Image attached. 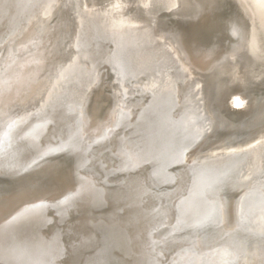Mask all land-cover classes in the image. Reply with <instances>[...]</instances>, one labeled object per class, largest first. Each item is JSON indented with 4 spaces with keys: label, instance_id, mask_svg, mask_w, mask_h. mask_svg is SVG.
Masks as SVG:
<instances>
[{
    "label": "rangeland",
    "instance_id": "1",
    "mask_svg": "<svg viewBox=\"0 0 264 264\" xmlns=\"http://www.w3.org/2000/svg\"><path fill=\"white\" fill-rule=\"evenodd\" d=\"M113 1L84 0L79 17L75 13V0H51L49 4L44 0H0V191L3 192L0 194V218L12 209L16 200L41 203L39 213L26 219L20 232L28 239L59 240L65 253L60 264H134L143 234L138 224L131 221L132 206L119 201V197L124 198L135 191L137 182L151 186L153 168L151 162L143 161L127 172L118 170L119 150L142 154L148 141L156 142L163 111L177 118L190 107L196 111V121L201 122L202 133L187 150L184 173L186 176L191 174L197 166L205 163L207 157L206 163L224 165L226 157L219 153L216 144H212V119L207 107L209 87L232 72L264 67V61L256 59L249 51L251 25L233 4L232 7L227 2L222 3L216 11L206 12L197 19V11L188 4L189 0H174L175 7H170V0ZM47 5L50 12L44 15ZM106 14L109 20L123 19L126 25L137 31L133 30L137 42L126 50L125 56L123 54V62L128 68L126 78L119 76L110 63L114 46L100 31V21ZM183 31L187 44L197 50L198 58L216 59L215 65L201 70L185 58L177 44V34ZM76 58L79 59V68L67 82V87L51 91L58 72ZM259 91L260 94L255 96L263 104L264 87ZM73 99L82 101L83 131L79 150L74 151L69 146L36 159L37 148L60 145L75 126V114L68 111ZM257 101L255 97L254 105L259 103ZM251 113L245 117L231 110L223 114L242 138L264 130V120L258 123ZM20 119L22 122L7 139L2 140L6 129ZM41 123L45 128L35 135L33 145L25 135ZM261 160L263 166L264 154ZM239 161L245 179L252 166L249 160ZM172 170L175 172L178 168ZM80 176L89 182V186L79 185L77 178ZM232 180L234 178H228L222 186L231 187ZM62 190L68 196L64 204L61 203ZM98 190L104 191V198L100 201L95 197ZM91 201L104 205L96 209L89 203ZM144 203H149L147 196ZM110 215L114 217H111L113 230L123 234L128 227L133 234L125 238L131 258L123 256L114 247L103 246L104 234L102 230H96V225L100 221L107 223ZM177 234L176 237L182 236V233ZM233 237L235 240L245 238L238 230L234 231ZM155 240L159 241L157 237ZM98 255L100 258L96 257Z\"/></svg>",
    "mask_w": 264,
    "mask_h": 264
},
{
    "label": "bare ground",
    "instance_id": "2",
    "mask_svg": "<svg viewBox=\"0 0 264 264\" xmlns=\"http://www.w3.org/2000/svg\"><path fill=\"white\" fill-rule=\"evenodd\" d=\"M50 1L51 0H47L46 2L49 4ZM83 1L84 0H75L74 2L75 13L79 17L81 15L80 10L81 6H83ZM170 1V7H175L174 5L176 2H174V0ZM189 1L188 4L190 3L193 5V8L197 11V19L206 12L216 11L218 6L222 3L227 2L235 5L251 25V37L248 44L249 51L256 57V59L264 61V45L261 41L263 39L262 36L264 37V0ZM113 2H115V0ZM107 7V10H109V6ZM111 8L113 9L112 6ZM84 9L86 8L84 7ZM84 9L82 8V10ZM44 10V15H48L50 7L47 5ZM191 14L193 13H190V15ZM107 15L108 14H106L100 21V31L114 46V53L111 57L110 63L117 74L123 78L128 73L127 64L123 62V54L136 41L137 34L135 36V33L133 32L136 28L132 29L129 25H126L123 19L122 21L109 20ZM127 21H129L128 18ZM174 40L176 39L174 38ZM186 41L184 31L177 34V44L188 61L192 62L201 70H208L213 63L215 65L216 59L213 61V59L209 57H204L203 59L198 58L199 54L195 47L188 45V42ZM148 44L150 43L148 42ZM92 46L93 45L90 47ZM153 48L154 47H152V49ZM149 50L151 51V48ZM78 60L77 58L74 59L71 64L62 68L58 72L50 88L51 91L67 87V82L77 73V68H79ZM193 60H195L197 64L194 63ZM146 63H148V61ZM159 64L160 63H158V65ZM263 87L264 67L258 69L248 67L245 71L232 72L223 79L212 82L209 87L210 93H208L207 107L209 108L208 115H210V118L212 119L211 130L214 138L212 144H216V147H218L217 149L220 151L219 153L226 157V162L222 166H220V162L206 163L207 157L205 163L197 166V169L194 171L192 170L191 174H187L186 176L184 173L183 166L186 164L183 165V163L186 161L185 157L187 150L195 143L202 133V124L201 122L197 123L196 111L192 110L190 107L183 115L177 118H174L170 113L163 111L160 116L159 128L155 140L156 142L148 141V147L144 148L145 150L142 154L137 155L128 150H119L117 155L119 158L118 170L127 172L134 169L143 161L151 162L153 168L151 172L152 178L150 179L152 182L151 186H142L137 182L135 184V191L126 194L124 198L119 197V201H124L132 206L131 221L136 225L138 224L140 228L139 230L143 234V238L139 242V255L135 259L134 264H264V240L261 241V237L264 238V165L262 166L261 163L264 154V130L255 133L253 136L251 135V137L256 136L253 139H251L250 136H243L240 138V136L237 135L236 129H233L235 126H231L224 118L223 114L233 108L231 111H235L240 117H245L248 112L250 114L252 111L253 113H251V116L258 119V121L256 120L258 123L263 122L259 121L264 120V103L261 104V101H259L257 97L258 94H260L259 90ZM169 89V92H171L172 89ZM262 93L263 92H261V94ZM165 94L166 93H164V95ZM255 97L259 101L258 104L256 103L257 105H254ZM170 101L171 99L169 102ZM81 108L82 101L80 99H73L70 101L68 111L75 114V126L70 129L68 137L63 140L60 145H48L41 149L37 148L36 159L39 160L45 156H50L55 154L61 148H67L69 146H72L74 151L79 150L83 131V118L80 115ZM234 108L239 110H234ZM208 115L207 117H209ZM259 117L261 118L259 119ZM22 120L23 119L13 122L4 132L2 140L7 139L10 132L13 131ZM44 128L45 124L41 123L40 125L33 127L25 137L34 145L37 136L36 134L42 132ZM240 129L241 128L239 127V131ZM239 139H241V141H239ZM34 154V150H32V156H34ZM240 159L246 161L249 160L250 165L252 166L248 169L249 174L245 179H243L245 174V172L243 174L244 168L238 165ZM82 160L83 162L85 161L84 158H82ZM175 167L178 168V170L174 172L172 168ZM192 167L194 168V166ZM221 167L222 169H220ZM228 178H234V180H232L234 182L231 183V187H223L222 185L225 184ZM77 181L79 185H85L86 187L89 186V182L84 177H78ZM232 191L235 192L234 195L232 194ZM2 193L3 192L0 191V194ZM61 193V203L64 204L67 201L68 196L64 193V190H62ZM146 196L149 200V203L147 204L144 203V198ZM95 197L97 201L102 200L104 198V191H96ZM23 200L24 199H21V201L16 200L17 202L15 201L16 204L12 209L5 214L4 217L0 218V264H60L61 257H64V249L59 240L54 239L49 241L42 238L28 239L21 234L20 228L22 223L30 216L38 214L42 206L41 203H31ZM89 203L96 209H100L104 205V203L98 204L97 202L92 201ZM111 217H113V215L108 217L107 223L100 221L98 225H96V230L99 229L103 231L102 233L104 236L102 239L105 243L103 246L106 245L105 247L107 248L114 247L121 251L123 256L131 258L127 251L128 244L125 238L133 234L129 232L128 227L124 230L123 234L117 233L118 230H113L111 226ZM45 223L46 220L41 223V227L45 225ZM235 230L244 233V240L234 239L233 236ZM157 232H159L158 236L155 235ZM177 233L179 235L182 233V236H178L179 238L176 237ZM156 237L159 241L155 240ZM96 257H99V255Z\"/></svg>",
    "mask_w": 264,
    "mask_h": 264
},
{
    "label": "water",
    "instance_id": "3",
    "mask_svg": "<svg viewBox=\"0 0 264 264\" xmlns=\"http://www.w3.org/2000/svg\"><path fill=\"white\" fill-rule=\"evenodd\" d=\"M230 4V6H232L233 7V5L231 4V3H229ZM230 37V36H229ZM229 110H233V108H231V109H229ZM234 110H239V109H237V108H234ZM254 137H256V136H254ZM254 137H251V139H253ZM103 241V240H102ZM100 243H101V239H100Z\"/></svg>",
    "mask_w": 264,
    "mask_h": 264
}]
</instances>
